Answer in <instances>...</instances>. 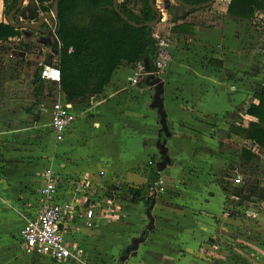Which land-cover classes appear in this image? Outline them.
I'll use <instances>...</instances> for the list:
<instances>
[{
	"label": "crops",
	"instance_id": "crops-1",
	"mask_svg": "<svg viewBox=\"0 0 264 264\" xmlns=\"http://www.w3.org/2000/svg\"><path fill=\"white\" fill-rule=\"evenodd\" d=\"M229 2L230 0L226 1L220 19H214L212 14L200 16V11H196L187 20L176 21L174 17L164 27L165 35L171 39L174 56L170 64L159 73L164 82V108L172 130V136L167 141L172 162L160 172L170 182L168 186L179 195L162 197L160 201L153 200L154 227L148 229L149 219L145 211L147 228L138 236L141 237L144 233V240L136 250H131L135 253L130 255L127 264H206L202 258L195 256H191L193 260L184 258L182 248L196 255H204L201 245L210 250L213 248L212 242L203 241L206 236L225 238L227 231H232L225 227L228 216L223 213V207L227 205L228 191L221 183L222 179L233 181L234 178L224 176L222 170L227 169L231 161L241 159V150L235 144L228 143L227 138L235 142L243 140L234 126L249 125L242 113L247 111L250 103L257 102L253 80L264 75V51L251 45L246 47V41L249 43L253 40L248 32H252L249 28L254 19L227 18L225 15ZM0 17V22H8L5 14L0 13ZM15 18L16 23L22 22ZM184 21L196 23L194 34L173 30L175 25ZM22 30L26 31L9 40L17 41L23 37L25 41L23 39L21 42H27V38H30L28 29ZM32 39L35 41V36ZM8 41L0 40L1 55H4V50L8 47L3 44ZM42 44L51 45L49 41ZM22 54L29 55V52ZM261 61L262 69L258 66ZM135 65L136 63L123 62L115 69L111 80L102 90L71 101L77 118L62 141H57L52 131L50 108L58 96L68 100L66 93L54 82L48 81L57 88L55 93L39 87L40 109L50 119L52 141L59 144V154L72 160L69 166H58L62 173L60 179L51 171L55 169L54 162H44L43 166L49 168L47 171L51 172L58 183L55 201L72 205L66 237L70 243L80 247L79 236H82V229L93 231L99 215L95 206L93 218L88 219L85 215L86 210L94 205L93 201L87 205L88 200H93L91 196L85 197L80 193L85 188V183H79L80 192H75L71 197L61 194L60 191L66 190L70 185L66 174L75 172L89 177L100 172V180L113 177L114 180L123 179L130 184L135 182L144 186L153 175V167L147 172V162L158 163L160 157L158 141L161 123L153 106L155 89L145 85L144 77L137 84L131 83ZM257 68H260V72ZM38 81L39 84L48 83L39 77V72ZM3 96L0 92V199L2 195L8 194L6 189L10 186V176L4 178L2 173L10 171L12 164L22 165V174L14 181L25 182L26 188L25 192H20L23 200L17 206L25 209L22 211L29 214L27 218L33 217L42 205L41 190L48 182L45 176L47 171L44 177L41 176L42 185L34 197L32 190L35 188V178L29 174L28 168L33 164L31 159L19 158L17 153L11 151L4 153L2 147L4 140L17 144L16 133L20 120L18 98L6 101ZM7 125H10L9 131L6 129ZM10 148L14 149L12 146ZM87 175L81 177L86 178V183ZM94 186V182H91L89 190ZM217 195L220 196L218 201L214 199ZM37 197L39 205L35 207L32 203ZM106 201L111 199L106 197ZM145 203L148 208L150 203ZM18 218V215H13L9 208L0 203V264H32L30 259L34 258H44L52 263L77 262L26 255L22 247L21 229L27 218L22 225L16 224ZM126 258L128 255L122 256L121 260Z\"/></svg>",
	"mask_w": 264,
	"mask_h": 264
},
{
	"label": "rangeland",
	"instance_id": "rangeland-1",
	"mask_svg": "<svg viewBox=\"0 0 264 264\" xmlns=\"http://www.w3.org/2000/svg\"><path fill=\"white\" fill-rule=\"evenodd\" d=\"M156 1L159 5L158 7L163 11V19L155 26L153 33L157 31L165 35L164 27L174 19V15L168 13L167 9L170 4L175 3L172 0ZM226 1L227 0H216L209 8H205L198 13L200 16L204 17L206 14H212L215 17L214 19H220V14L224 13L223 9ZM252 22V27L249 28V31L252 30V32L248 33L253 40L249 43L246 41V47H250L251 45L253 48L257 47L259 51H264V11L259 12ZM50 23L53 24V21L51 20ZM248 26H250V24H248ZM24 31L26 30H18L21 35ZM37 36L36 34L35 39H37ZM33 39L27 38V42H25L33 44V46L27 50L29 55L22 54L21 52L25 49V43L23 42L25 39L22 42L19 41V44L15 39L7 40L8 43L3 44V46L7 45L8 47L4 50V55L0 53V92L1 95H4L3 99L6 98V101L10 98L14 99L17 97L20 112L19 127L16 133L17 144H10V140H4L2 143L4 153H10L11 151L12 153H17L19 158L28 157L31 159L33 164L29 165L28 168L29 174L35 178L33 184L35 188L32 190V194L36 197L37 191H39L38 189H40L42 185L41 176L49 169L46 168V165L43 166V163L49 164V162H54L55 169H51V171L54 172L57 179H60L62 173L59 172L58 166H69L72 164V160L59 154V144H54L51 138L49 130L50 119L47 115H44L40 109L41 96L40 92L37 90L39 84L38 64L41 60L51 61L52 59L50 54L46 52V45L42 44L39 40L34 41ZM262 59H264V57ZM262 63L263 61L258 65L260 68ZM260 68H257L258 72H260ZM253 86L256 89L261 86L264 87V75H260L257 79H254ZM39 87L47 91L50 90L53 93L57 90L54 84L49 82H40ZM234 127L237 128L236 130L241 136L243 134L241 132V126ZM6 129L9 131L10 125H7ZM242 137L243 140H236L238 143L230 138H227V140L228 143L235 144L236 147L242 145L252 148L254 152L258 153V157L255 158L252 163V169L255 174L251 178L241 173V168L238 166L241 161L240 159L237 162L231 161L228 164V167H236V165L238 167L233 181L223 180L220 177V179L224 181L223 184L227 185L230 189V192H227V205L223 207V213L228 216L225 227L227 229H232V231H227L228 234L225 238H223V236L215 238V236L212 235L213 238L210 237V239L206 236L203 241L206 243L212 242L213 248L210 250L201 245L205 253L204 255H196L194 252L182 248V256L188 260H193L191 256H195L197 258H202L206 264H264V200L259 201L254 199L252 202L243 201L232 194H243V186L248 180L255 181V179H257L261 182V185L264 186V149H260L252 144V142L246 138L245 134H243ZM10 146L14 149L11 150ZM156 164V161L147 162V172ZM22 167V165L18 166L12 164L9 169L10 171L2 173L4 178L10 176V186L6 189L8 194L5 196L2 195V199H0L1 205L9 208L13 215H18L19 218L16 222L18 225H22L25 218L29 215L22 211L25 210L24 208L21 209L20 206H17L18 202L23 200V195L21 194V196L20 192H23L26 188L25 182L20 180L18 182L14 181V179H18L22 174ZM162 173L163 172H160L157 179L162 180L163 183L161 182L155 185V189L153 191L149 190L139 203H133L131 201V196L125 191L126 186H142L135 182L130 184L123 179L114 180L113 177L100 180V172L90 175L89 177L87 174L83 175L75 172L67 173L66 175L68 177L66 179L69 180L70 185L66 190H61V194L71 197L75 192H80L78 190L79 183H81V185L85 183V188H83L80 193H83L85 197L91 196L93 199L88 200L87 205L90 204V201H93L98 211L99 217L97 218L96 227L93 231L86 229H82L81 231L82 236H79V238L81 241V248L83 249L82 262L52 263V261L44 258H34L30 259L32 264H127L130 255H133L135 251L124 253V249L131 244L134 237L140 236L142 231L147 228V218L145 215L147 205L145 200L152 199L151 201H160L162 197H175L179 195L178 192H174L175 189L168 186L170 182H168V179ZM85 175L88 177L87 183L85 182L86 178H81ZM92 176H96V178ZM148 177L149 174L147 179ZM218 180L219 178H217V181ZM91 182H94L95 186L92 190H89ZM116 186L120 189H115ZM12 191L13 193H11ZM106 197L111 199V201L107 202ZM214 199L218 201L220 196L217 195ZM32 204L37 207L39 205V198L37 197ZM104 208L108 209L103 210ZM124 255H128V258L121 260V257Z\"/></svg>",
	"mask_w": 264,
	"mask_h": 264
},
{
	"label": "trees",
	"instance_id": "trees-1",
	"mask_svg": "<svg viewBox=\"0 0 264 264\" xmlns=\"http://www.w3.org/2000/svg\"><path fill=\"white\" fill-rule=\"evenodd\" d=\"M119 9L131 21L141 24L154 20L156 11L152 8L150 0H118ZM188 4L196 5L208 0H183ZM156 4L157 1L155 0ZM17 0H0V13L6 16L17 6ZM53 3L45 7L49 11ZM113 0H60L59 16L57 18V35L62 43L58 49L56 43L51 45V55H57V65L61 71L60 87L66 93L68 100L77 101L87 94L97 93L111 80L115 69L123 62L144 63L148 58L152 72H156L154 65L158 41L153 36L155 27H136L124 20L112 7ZM209 8V7H207ZM202 9H192L186 13L178 11L174 4H170L167 11L174 15L175 20H187L193 12ZM264 11V0H230L226 17L239 19H254ZM18 21L17 17L15 18ZM205 24V23H202ZM196 23L184 21L175 25L173 30L194 34ZM20 29L14 28L8 22H0V40L7 41L10 37L20 36ZM30 39L36 34L32 30ZM35 40H39L38 38ZM25 43V42H24ZM33 44L25 43V50ZM72 48L70 52L69 49ZM37 90L40 92L39 86ZM257 102L249 104L247 111L242 113L248 119L249 125L241 127V132L258 148L264 149V87H258L254 92ZM170 124V123H169ZM242 134V135H243ZM159 142V141H158ZM241 161L238 166L241 173L250 176L255 172L252 163L258 153L252 148L240 146ZM251 169V170H250ZM238 167L230 166L222 170L228 178L235 175ZM154 174L150 176L146 185L140 187L126 186L125 191L131 196V201L139 202L148 193L157 180ZM224 189L230 192L227 185ZM122 188V187H121ZM115 189H120L115 187ZM243 194L232 193L243 201L264 200V186L255 179L248 180L243 186ZM152 199H146L150 203Z\"/></svg>",
	"mask_w": 264,
	"mask_h": 264
},
{
	"label": "built area",
	"instance_id": "built-area-1",
	"mask_svg": "<svg viewBox=\"0 0 264 264\" xmlns=\"http://www.w3.org/2000/svg\"><path fill=\"white\" fill-rule=\"evenodd\" d=\"M38 8L39 15L46 13L44 6L48 7V2L41 0H32ZM52 10V7H50ZM53 24H49L50 37L52 43H56L58 49H61L62 43L57 35V19H53ZM153 36L158 41V48L155 55L154 65L156 73L165 69L173 60V46L168 35H162L160 32L153 33ZM23 37L18 38L17 42L23 40ZM51 45H46L47 51L51 55ZM69 51H72L70 47ZM21 52L26 53L23 49ZM42 59V58H41ZM51 61L41 60L38 64L39 77L43 81L54 82L60 85L61 71L57 65V55L52 56ZM145 66L142 63H136L131 76V83L137 84L142 77H146ZM51 121L50 125L57 141L65 139L67 131L73 126L76 121L77 114L75 112L74 103L70 100H64L58 96L51 104ZM48 182L41 190L42 205L33 217H28L21 229L22 247L26 255L48 256L57 261L73 260L82 262L83 249L67 240L66 234L69 230L68 217L72 213V205L63 204L55 201L58 191V183L52 176L50 171L45 173ZM162 180H156L150 190L155 189ZM163 183V182H162ZM94 205H91L86 210V217L91 219L94 217ZM89 225L91 222L89 221Z\"/></svg>",
	"mask_w": 264,
	"mask_h": 264
},
{
	"label": "water",
	"instance_id": "water-1",
	"mask_svg": "<svg viewBox=\"0 0 264 264\" xmlns=\"http://www.w3.org/2000/svg\"><path fill=\"white\" fill-rule=\"evenodd\" d=\"M18 4L17 6L7 15V20L8 22L15 28L17 29H30V30H36L42 34H46L47 31L44 30L43 26L46 22L52 20V19H57L59 16V1L60 0H42V1H52L53 2V7L52 10L48 11L44 15H39L37 10L33 6H25L24 5V0H17ZM175 4L176 7L178 8L179 13H186L187 11H190L192 9H202V8H207L213 5L216 0H208L206 2L196 4V5H191L186 3L183 0H172ZM150 4L152 8L156 11L157 17L149 21L147 23H135L128 19V17L121 12L119 9V1L118 0H113V8L119 13V15L126 21H128L130 24L136 27H143V26H148V27H155L157 24L160 23V21L163 19V11L158 5L156 4L155 0H150ZM174 4V5H175ZM21 13H26L28 12V15H24L23 19H29V21H23L20 23H16L14 21V17L18 12ZM45 42L49 41V43H52L51 37H48L43 39ZM144 66L146 69V72L148 75L144 79V83L147 86H153L155 89V94H154V102L153 106L156 108L157 113L159 115V120L161 123V129H160V137H159V149H160V157L158 159V163L156 166L152 168V173L155 176H159L160 171L164 170L168 164L172 162V159L169 154V148L167 146V141L168 139L172 136V130L170 129V125L168 122L167 114L164 108V82L161 80L160 76L156 73L152 72V67L150 60L148 58L144 59ZM154 208V201L151 202L146 210L148 219H149V224H148V229H153L154 227V216L152 214V209ZM144 240V233L141 237H136L133 239L132 244L126 248V253H129L131 250H136L138 248V245L141 241Z\"/></svg>",
	"mask_w": 264,
	"mask_h": 264
},
{
	"label": "flooded vegetation",
	"instance_id": "flooded-vegetation-1",
	"mask_svg": "<svg viewBox=\"0 0 264 264\" xmlns=\"http://www.w3.org/2000/svg\"><path fill=\"white\" fill-rule=\"evenodd\" d=\"M42 1V0H41ZM42 2H48V3H51L52 1H42ZM53 3V2H52ZM24 5L25 6H28V5H30V6H33L36 10H37V12H38V8L34 5V3H33V1L32 0H24ZM46 6H44V8H45ZM53 7V6H52ZM50 11V10H49ZM48 11H46V13H47ZM39 13V12H38ZM26 15H28L29 13L28 12H26L25 13ZM24 13H21L20 11L15 15L16 17H17V19H18V21L19 20H21L22 22L23 21H29V19H23V16L25 15ZM44 15V14H43ZM15 18V17H14ZM53 20V19H52ZM51 21V20H50ZM50 21H48V22H46L45 24H44V26H43V28H44V30H46L47 31V33L46 34H42V33H40V32H38V31H36V30H32L35 34H37L38 36H37V38L39 39V41H41L42 43L43 42H45L44 40H42L43 39V37H45V39H47L48 37H50V29H49V24H50ZM30 30V29H29ZM30 33V32H29Z\"/></svg>",
	"mask_w": 264,
	"mask_h": 264
}]
</instances>
